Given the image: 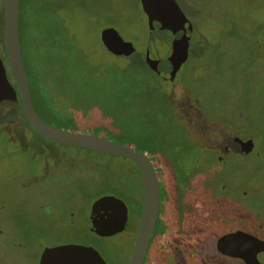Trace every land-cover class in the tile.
I'll list each match as a JSON object with an SVG mask.
<instances>
[{
	"label": "rangeland",
	"instance_id": "374dc122",
	"mask_svg": "<svg viewBox=\"0 0 264 264\" xmlns=\"http://www.w3.org/2000/svg\"><path fill=\"white\" fill-rule=\"evenodd\" d=\"M44 1L21 0L20 12L25 22L20 35L33 48L26 49L25 43L22 44L23 53L30 54L26 58L32 92L35 86L44 90L51 86L57 90L58 86L59 92L64 90L66 98L59 102L57 110L70 112L77 118L65 127L67 131L94 135L96 119H111L106 122L116 132L105 134L104 139L121 145L130 142L138 150L155 149L166 161L172 162V169L163 176L165 184H160L158 222L146 252V264L154 261L236 264L215 254L213 246L224 233L238 228L255 233L256 224L264 225V82L259 86L260 66L264 67V0H176L192 23L193 36L189 58L172 83L163 82L145 63L146 50L157 59L169 51L166 35L147 31L150 23H156L167 13L166 0H70L67 3L63 0L62 4L54 2L48 6ZM186 1L190 3L188 6ZM108 27L134 45L132 55L117 57L105 49L100 32ZM257 43L261 46L258 60L253 59L250 70L256 72L257 84L251 78L252 88L247 99V109L255 119L254 128L250 134H240L253 138L255 153L259 156L252 155L249 162L235 157L226 166L219 167L213 164L212 158L219 155L223 136L214 138V148H193L197 139L188 138L192 136L188 129V123L193 120L191 112L201 108L204 113L214 104L206 97L216 83L211 73L216 60L219 63L214 66L216 73L221 76L226 72L233 78V84H223L224 94L232 92L233 98L229 96L233 104L238 101L242 104L240 72H249V68L237 62L242 58L236 52H242L243 47L253 49ZM231 63L233 72L229 73L226 66ZM159 67L167 66L161 61ZM197 90L201 91L200 102L194 107L192 100ZM221 108L230 114L227 105L221 104ZM214 114L210 130L213 133L222 112L216 110ZM20 122L24 123L22 128L27 140L23 144L39 145L38 150L46 154V160L35 165L36 159L28 161L25 154L16 153L14 143H0V230L36 228L44 236L47 229L45 242L30 248L36 252L33 264L38 263L43 244L56 242L93 247L107 264H128L135 238L132 221L120 233L99 237L90 232L87 218L90 206L100 196L119 198L131 213L139 211V201L133 194L139 184L134 163L123 157L47 142L24 120ZM202 128L200 123L191 129L196 132ZM174 144L177 150L183 148L175 159L168 154L170 145ZM194 163H198L195 177L200 181L193 180V184L196 189L200 186L206 189L195 191L196 197L207 192L209 200H204L209 204V211L202 216L183 218L184 211L191 210L190 202L195 195L180 185L188 186V178L193 174L186 175V172ZM27 167L40 171L37 178L44 183L51 199L37 195L27 198L17 189L16 182ZM221 185L224 190H220ZM129 187L132 194L127 190ZM242 188L247 189L249 199L238 195ZM213 197L220 199L213 202ZM70 212L79 217L78 223H69ZM238 213L243 214L244 223L237 222ZM159 229L161 235L156 234ZM180 230L185 233L182 234L184 241L175 234ZM258 235L264 239V235ZM19 259L24 262L23 258Z\"/></svg>",
	"mask_w": 264,
	"mask_h": 264
},
{
	"label": "water",
	"instance_id": "95a60500",
	"mask_svg": "<svg viewBox=\"0 0 264 264\" xmlns=\"http://www.w3.org/2000/svg\"><path fill=\"white\" fill-rule=\"evenodd\" d=\"M168 10L165 16L148 26L149 34L160 32L167 36L169 51L161 59L150 56L145 51V63L165 82L172 83L181 65L188 58V48L193 28L180 7L173 0H166ZM20 0H3V42L7 61L17 83L23 112L30 126L49 141L78 147L98 153L123 157L131 160L138 168L142 182V203L138 228L134 238L128 264H143L158 217L160 195L156 171L149 158L135 151L131 146L114 143L93 134H82L52 126L35 111L24 67L19 39ZM165 33V34H164ZM100 41L105 49L117 57H128L135 51L131 42L124 41L118 32L105 28L100 32ZM166 68L159 69L160 63ZM19 110L16 91L9 83L0 60V123L15 118ZM241 151L248 154L253 149L251 139L236 138ZM128 209L125 203L113 196H101L89 210L91 231L99 237H108L122 232L127 224ZM217 250L228 257L241 259L245 264H261L258 254L264 253V241L243 231H235L219 237ZM39 264H107L100 253L90 246L61 245L45 250Z\"/></svg>",
	"mask_w": 264,
	"mask_h": 264
},
{
	"label": "flooded vegetation",
	"instance_id": "af4514ba",
	"mask_svg": "<svg viewBox=\"0 0 264 264\" xmlns=\"http://www.w3.org/2000/svg\"><path fill=\"white\" fill-rule=\"evenodd\" d=\"M173 1H175L176 4L181 9L180 4L176 0H173ZM188 3L189 2L186 1L187 6H188ZM187 6H186V8H187ZM191 25H192V23H191ZM192 28H193V26H192ZM192 36H193V32H192ZM192 36H191V39H192ZM191 39H190V42H191ZM20 47H21V45H20ZM189 48H190V43H189ZM189 48H188V55H189ZM259 48H261L260 44H258V43L255 44V49H256V53H255L256 57H255V59L256 60H258L257 52H258ZM21 53H22V59H23L25 70H26L27 78H28V83H29V88H30V95L32 97L31 78H30V73H29L30 65L28 63L29 59L27 60L26 56L28 57V55L23 53L22 48H21ZM188 58H189V56H188ZM188 58H187V60H188ZM0 60L2 61L3 66L5 68L6 76H7V79L9 81V83L11 84V86L16 91V97H17L18 104H19V110H18V113L15 116V118L10 120V121H7V122L0 123V143H3V142L5 144L6 143H10V144L14 143V145H16L15 146L16 153L25 154V156L28 159V161H34L36 159L35 165L39 161H42V163H43V161L46 160V154L44 156L38 150L39 147H40L39 145H37L35 143H33L31 145H29V144L28 145H24L23 144V143H26L25 141H27V140L24 137V129L22 128L24 126V123H21L20 121L24 120V122L27 124V126H29L37 134V136L40 139L45 140L47 142H52V141L47 140L46 138L41 136L39 133H37L30 126V124L27 121V118H26V116H25V114L23 112V109H22L18 86H17V83H16V81H15L13 75H12L11 70H10V67H9V64H8V61H7L5 47H4V42H3V39H1V36H0ZM237 62H239V61L237 60ZM183 64H185V63H183ZM183 64L181 65V67L183 66ZM226 64H224V65H226ZM232 66H233V63H231V64L226 66V68L229 69L228 72L229 71L233 72ZM260 68H261L260 71H261V74H262L261 75L262 80L261 79L259 80V86H260L261 82H264V67L260 66ZM152 72H154V71H152ZM156 75L159 76L158 74H156ZM255 77H256V72H255ZM160 78L162 79L163 82H165L163 77H160ZM256 84H257V78H256ZM59 98H60V100H59ZM65 98L66 97H65L64 90H62L59 93L57 90L53 89L52 86L50 88H48V90L46 92V99L49 101L50 108H51V111H52L51 113L55 117L60 118V119H68V116H69L68 112H62V111H58L57 110V105L59 104L60 101H63V99H65ZM31 101H32V98H31ZM228 101H230V100H228ZM231 102H232V104H231L232 106H227V109H230V112H232L234 110L238 111L239 106H240V102L238 101L237 102L238 104L236 103L235 105L233 104V100L232 99H231ZM242 113H240V111L238 112V116H240V118L242 117ZM41 118L43 120H45L43 117H41ZM233 119H234V117H233ZM45 121L47 122V120H45ZM225 121L223 122L224 123V127L223 128L214 130L216 134L213 133L212 131H209L210 133H213L215 135V137L216 136H223V140H222L223 144L221 145V149H220L219 155L217 154L216 156H214L212 158L213 164H215L216 166H219V167L220 166L223 167V166H226V164H228L230 161H232L235 157H239V158H241L242 160H244L246 162H249L251 160V158L249 159V157H251L252 155L255 156V157H258L259 154L255 153V144H254L253 138L251 136H249V135H245L246 137H249V138H244L245 136H242L240 134V133H244V131H241V130H243L242 129V126H243L242 125V121L241 120H237L236 122H233L232 125L227 123L228 120H225ZM47 123H49V122H47ZM49 124H51L52 126H55L57 128H60L59 126H56V125H54L52 123H49ZM225 124H227L226 127H225ZM64 130H66V129H64ZM206 131L208 132V130L199 131V132H206ZM236 138H238V139H240L242 141L251 139L253 141V144H254L252 151L250 153H248V154H244L241 151V146L236 141ZM52 143L63 145V146H68V145L55 143V142H52ZM213 146H215V142L213 143ZM213 146H209V148L206 149V150L214 148ZM93 152H95V151H93ZM137 152H139V151H137ZM96 153H98V152H96ZM100 154H102V153H100ZM148 158L152 162V165H153V167H154V169L156 171V175H157L158 183H159V195H160V203H161L160 184H161V182L163 183V185L165 184V181H164V178H163V173H161L159 171V169H158L159 166H158V162L156 161V159L151 158L149 155H148ZM197 164L198 163H194L188 169V171L186 172V175L190 174V173L195 175L196 171H194V169L196 168ZM38 174H40V171H38V169H37V172H36L35 168H28L27 167L24 170V172H23V176L19 177L18 181L16 182L17 183L16 184L17 185V189L22 190L27 198H31L33 195H37L39 198H44V199H48L49 198V199H51V194L48 193L43 187L44 183L37 178ZM193 175H191L188 178L189 181H190V182H188V186L186 184L180 185L181 189H183V190L186 189V191H190L191 192L190 195H192V193H193V195H195V197L192 196V200L190 202V206H192L191 210L184 211L183 218L186 217L187 215H191L193 217L194 216H199V215L202 216V215L206 214L209 211L208 208H207L209 204H208V202L206 200H204V199L209 200L208 199L209 195L207 194V192H205V194L200 195V197H196L195 191H197V190L206 191V189L201 187V186H200L199 189H196L197 187L193 184V180L194 181H196V180L200 181V178H198V176L195 177ZM262 176H263L262 179L264 180V172H263ZM137 177H138L137 179L139 181V184H141V191H140L139 184H138V187H137V189L135 190V192L133 194L136 193L135 197L139 201L140 211H141L142 182H141L140 173H139V175ZM185 183H187V182L185 181ZM221 189L224 190L225 187H223L221 185ZM238 195L242 199H244V198L249 199V196H250V194H248L247 189L245 190L244 188H242V189H240L238 191ZM57 200H58V198H57ZM125 205H126V203H125ZM159 208H160V204H159ZM127 209H128V207H127ZM45 210L49 211L48 209H45ZM140 211H138L136 213H131V211L128 210L127 224L129 225V221H132V225H133V228L135 230V235H136V231H137V228H138V223H139V218H140ZM68 221H69L70 224L74 225L75 223H78L80 221V219H79V217H77V215L75 213H73V212L71 213L70 212L68 214ZM244 221H245V219L243 217V214L238 213L237 222L244 223ZM157 222L158 221H156V224H157ZM33 223L35 224V221H33ZM127 224H126V227H127ZM156 224H155V227H156ZM87 226L90 229V232L93 233L91 231V223H90V220H89V214H88V218H87ZM31 229L29 230L28 228H23V229L19 230L17 228H12V229H7V230L5 229L4 231L0 230V238H1L0 239V264H33L34 262H36V252H35V250H32L30 248L32 246L36 245V244L44 243L45 242L44 238H47L48 232H47V229L45 228L44 236H41L36 228L35 229L31 228ZM154 230H155V228H154ZM154 230H153L149 245L151 244V241L153 239V236H154V233H155ZM253 230H254L255 233H250L249 231H244V230H241V229L238 228V229H235V230H233L231 232L224 233V234L220 235L219 237H221V236H223L225 234H229V233L235 232V231H243V232H246L248 234H251V235L255 236L259 240L264 241V239L259 237V235H258V234L264 235V225L262 223H258V224H256L254 226ZM158 231H157L156 234H160L161 235L160 229ZM175 234L179 236L180 240H183L182 239V237H183L182 234H185V233L182 230H180V231H176ZM158 238H160V237H158ZM217 239L215 240L214 246H213L214 247L213 250H214L215 254H217V255H219L220 257H223V258L231 259L236 264H245L241 259L231 258V257H228V256H225V255L221 254L216 248ZM69 244L77 245V244H75L73 242H64V243L56 242V243H54L52 245L43 244L41 246V250L39 252L40 254H39V257H38V263L37 264H39L41 255H42V253L45 250L53 248V247H56V246L69 245ZM149 245H148V247H149ZM20 254H21V256H20ZM261 256L264 257V253H259L258 254V260L260 262L262 260L260 258ZM19 257L23 258L24 262H20ZM145 257H146V255H145ZM144 261H145V258H144ZM143 264H144V262H143ZM261 264H264V263H261Z\"/></svg>",
	"mask_w": 264,
	"mask_h": 264
},
{
	"label": "trees",
	"instance_id": "16d2710c",
	"mask_svg": "<svg viewBox=\"0 0 264 264\" xmlns=\"http://www.w3.org/2000/svg\"><path fill=\"white\" fill-rule=\"evenodd\" d=\"M60 1H63V0H46V1H44V5L48 6L50 4H53L54 2L60 3ZM64 1H65V3H67L70 0H64ZM60 4H62V3H60ZM19 6L21 8V0H20ZM20 8H19L20 45L22 48V44L24 45V43H25L24 47L26 46V49L27 48L33 49L31 46V43L27 39L23 40L21 38V35H20L21 28L23 29V25L25 22L24 16H21ZM0 36H1V39H3V0H0ZM244 48H245V50H244ZM255 53H256L255 45H254L253 49L243 47L242 52H240V53L236 52V54H238L240 56V58H242L239 60V63L244 65L245 69L249 68L248 69L249 72H245V73H244V71L240 72L241 76H242V84H243V89H242V92L240 93V96L242 97V101H241L242 104H240L238 111L234 110V111L230 112V114L223 112V109L221 108V104H223V105L225 104L227 106L232 104V102H231V99L233 98V96L231 95L232 92H230L229 94H227V93L224 94L223 84H225V83L233 84V78L231 76H228L226 72H223L221 74V76L218 75L215 71L217 67L214 68V66H216V65L218 66L219 63L218 64L215 63V62H217V60L212 63L213 68L211 69V73H214L213 79L216 81V83L213 85V91L209 92L206 99H209V101L213 102L214 104L211 108H208L207 110H205L204 113H203V110L201 108H200V110L195 109V111L191 112V114L193 115V120L190 123H188V129L192 132V136L188 135V138L189 139H193V138L197 139L195 142L196 145H192L193 148L196 147L195 149L202 148V149L206 150L209 148V146H213L215 135L213 133H210L209 131L211 130V128H213V127H211V124H212V122H214L213 121L215 119L214 118L215 117L214 111H216V110H219V112H222L221 120H218L219 124L216 123L217 129L224 127L223 122L225 120H228L227 123L230 125H232V123L236 122L237 120H241L244 133L250 134L251 131L253 130V128H254L253 125H254L255 119H254L253 113L247 109V107H248L247 99L249 97L248 94L252 88L250 86L251 85V78H252V80L254 78L255 83H256L255 71H254V73H253V71L252 72L250 71L251 66H252V61L256 57ZM29 55L30 54H28V57H29ZM229 73H232V71H229ZM35 89L36 90H34V93L32 92V97H31L32 98V105H33L34 109L36 110V112L39 116L43 117L45 120H47V122L52 123L56 126H59L62 129H66L65 127L76 122L77 118L70 112H68V114H69L68 119H60V118L55 117L51 113L52 111L50 108L49 101L46 99L47 89L45 88V90H44L41 86H39V87L35 86ZM59 89L60 88L57 86L58 92H59ZM195 94H194V101L192 100L194 107H196L197 104L200 102L199 96H201V91L197 90V92ZM229 95H231L232 98ZM243 96H244V98H243ZM227 97L229 98L230 101H227V99H226ZM198 100H199V102H198ZM239 111L243 112L244 117L240 118V116H238ZM194 113H196V114H194ZM197 113H198V115H197ZM233 117H234V119H233ZM87 118H89V117H86L85 119H87ZM95 119L96 118H93V120H95ZM189 119H191L190 114H189ZM89 120L92 121L91 118ZM96 120L98 122L94 123V125H96L94 135L105 138L104 137L105 134H108V133L115 134V132H116L115 128L113 126H111V124L106 122L107 120H111V119H96ZM200 123L203 125V128L201 130H197V132H195L194 129L193 130L191 129V128H194V126H197V125L199 126ZM226 126H227V124H225V127ZM206 129L208 130V133H206L207 131L206 132H199V131H203ZM122 145L131 146L135 151H139V152L145 154L147 157L149 155L151 158L156 159V161L158 162V166H159L158 169L161 173H163V176H164V174H166L167 171L172 169V167H170V164H172V162L169 163L168 161H166V159L163 157V155H160V151H156L155 149H153V150H150V149L138 150V149H136L135 145H133L130 142H126ZM174 145L173 146L170 145V147L168 149V154L173 156L175 159V158H179L178 157V156H180L179 152H181L183 150V148L181 147V148H179V150H177L176 145H175V147H174ZM168 154H166V155H168ZM135 167H136V165H135ZM136 170H137L138 175H139V171H138L137 167H136ZM194 171H196V168L194 169ZM194 176H196V174ZM139 188L141 191V184H139ZM127 189L129 190V192L131 194L133 193V191L130 187ZM220 190H223V189H221V187H220ZM219 199L220 198H214L213 197V198H211V201L214 200L213 202H218ZM139 211H140V207H139ZM146 257H147V254H146ZM146 257H145L144 264L147 263ZM150 264H159V263L154 261ZM184 264H186V262H184Z\"/></svg>",
	"mask_w": 264,
	"mask_h": 264
}]
</instances>
